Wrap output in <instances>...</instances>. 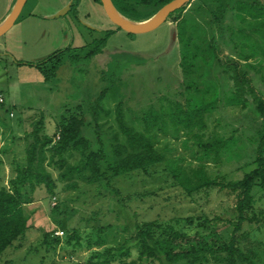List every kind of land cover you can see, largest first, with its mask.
<instances>
[{"label":"rangeland","instance_id":"374dc122","mask_svg":"<svg viewBox=\"0 0 264 264\" xmlns=\"http://www.w3.org/2000/svg\"><path fill=\"white\" fill-rule=\"evenodd\" d=\"M12 2L0 0V18ZM68 4L29 27L25 19H41L44 10L35 6V0H27L14 26L0 36V188L19 189L28 218L25 235L2 253L0 264H87L93 251L118 247L133 237L136 224L155 225L153 238L163 253L171 247L170 227L228 242L232 233L228 221L237 216L234 197L217 187L193 188L203 177L237 181L255 169L262 121L236 102L232 81L222 73L210 43L217 42L241 63L264 98V25L260 26L264 16L258 19L255 11L236 4L224 18L221 32L213 27L216 0H190L182 13L183 38L176 34L173 40L175 26L168 17L153 30L134 34L112 23L96 0H71L69 9L54 17ZM49 21L62 23L59 33L46 24ZM107 26L112 33L99 46L101 52L85 59L80 50L102 39ZM66 47L80 57L74 63L65 53L50 80L25 64ZM101 72L121 81L109 87L99 80ZM104 86L108 88L99 101L98 120L86 125L83 135L93 142L99 136L108 151L116 143L126 144L116 120L121 102L126 126L137 131L145 129L144 114H151L152 123L160 118L161 129L156 131L152 124L151 134H157L154 147L163 155L162 162L113 177L106 185L79 177L59 180L58 170L46 166L54 179L53 191L44 184L32 188L25 175L27 135L41 121L40 133L56 142L61 116H68L78 104L88 107ZM176 103L192 113V124L201 118L204 125L176 132L179 124L167 115ZM215 141L217 146L224 143L218 153L212 148L204 156V145ZM77 159L76 153L68 157L70 163ZM251 194L255 211L261 210L264 217V185L254 186ZM244 229L253 231L243 252L252 257L253 248V260L264 264V226L260 231L255 224ZM131 251L136 257L137 250Z\"/></svg>","mask_w":264,"mask_h":264},{"label":"trees","instance_id":"16d2710c","mask_svg":"<svg viewBox=\"0 0 264 264\" xmlns=\"http://www.w3.org/2000/svg\"><path fill=\"white\" fill-rule=\"evenodd\" d=\"M96 1L101 4L100 0ZM169 1L171 0H111L114 8L122 16L134 22L150 19ZM236 1L235 3L234 0H216L214 28L220 29L222 32L221 24L228 12L235 8L236 4H241L242 7H249L248 11H255V17L258 19L264 16V2L262 0ZM189 2L190 0L167 15L168 19L174 23V30L177 36H182V38L184 35L182 13ZM262 25H264V19L260 22V26ZM111 33V30L105 31L102 39L94 43H88L86 50L81 49V52L84 51V58H90L94 54L100 53L101 49L99 46L107 40ZM225 44L229 48V42ZM186 46L187 43H185L184 48ZM210 47L222 73L228 75L232 81L236 102L241 104L242 109H250L262 121V128L258 131L260 137L257 154L258 166L255 169L237 181L210 180L203 177L200 185L193 188L199 191L217 187L221 190H226L234 197L233 204L237 216L234 221H228V224L232 226V233L228 242L219 241L216 235L210 237H206L204 234L190 235L173 231L172 227H170L172 231L171 247L170 250L163 253L160 248L161 244L153 238L155 225L153 223H147L142 226L136 224L133 237L125 240L118 247H105L93 251L86 261L87 264H257L253 260L255 256L254 249H250L254 254L252 257L245 254L243 249L247 250L248 240L251 238L250 235L253 231H245L244 226L255 224L257 229L261 225L264 226V217L261 216L262 211H255V199L251 194L254 186L264 185V156L262 154L264 146V98L258 93L252 84L251 77H249L237 59L225 54L224 49L217 42L212 41ZM67 52L70 54L71 62L75 63L78 61L80 55L75 51L70 53V47H66L52 52L36 63L25 64L39 69L44 80L47 81L54 77L56 70L63 64V55L65 53L68 54ZM183 57H185V54ZM17 63L22 64L20 61H17ZM109 78H112V75H105L101 72L99 80L109 83L107 84L109 87L121 81L119 78ZM107 88V86H104L97 99L89 104L88 107L85 108L83 104H78L68 116H61L58 121L57 132L59 136L56 142H53L52 138L45 133H40L42 130L41 121L27 135V138L30 137V141L26 150L25 175L32 188L35 184H44L49 192L53 191L55 187L54 179L51 173L46 170V166H51L58 170L59 180L79 177L89 183L98 182L106 185L110 183L113 177L127 175L137 170L146 171L149 166L162 162L163 155L154 147L153 140L157 134H151L152 124L157 128V130L154 128L156 131L161 129L157 124L160 118L155 119L154 123H152L153 121L148 119L151 114H144L142 121L145 124V129L137 131L132 127L126 126L123 117V103L121 102L117 105L116 120L120 131L126 136V144L116 143L108 151L100 138H98L99 136L93 142L83 135V129L86 125L91 124V122H97L99 101L102 100L103 93ZM172 108L167 115L176 119L173 122L174 125L179 124V127H175L176 132L181 128H194L196 126L201 128L200 125H204L201 118L198 119L199 123L192 124V113L183 109L179 103L173 105ZM160 115L161 118H165L164 115L166 114L160 113ZM114 139L117 140V137H114ZM223 144L220 143V146H217V141L206 143L203 149L204 156H208L212 148L217 154ZM74 153L77 154L78 159L76 162L70 163L68 157ZM191 191L193 190L188 189V192ZM27 228L28 218L24 213L19 189L17 187L12 189L1 187L0 256L15 241L23 238ZM125 231H127L126 228ZM73 237L74 235L70 236V238ZM58 241V237L54 238V242L57 243ZM208 242H213V244L210 246ZM241 243H244L243 246H241ZM245 243H247V246ZM132 248L137 250V256L134 258L131 257Z\"/></svg>","mask_w":264,"mask_h":264},{"label":"water","instance_id":"95a60500","mask_svg":"<svg viewBox=\"0 0 264 264\" xmlns=\"http://www.w3.org/2000/svg\"><path fill=\"white\" fill-rule=\"evenodd\" d=\"M27 0H16L11 11L6 18L0 23V36L6 33L15 23L19 17ZM189 0H171L164 4L150 19L142 22L131 21L122 16L113 6L111 0H100L101 5L104 9L106 16L114 23L117 27L128 33L140 34L153 30L159 26L174 10L180 8L186 4ZM70 7V4L59 13L55 14L54 17L63 15ZM172 39L176 37V31L174 30Z\"/></svg>","mask_w":264,"mask_h":264},{"label":"crops","instance_id":"0c3cea01","mask_svg":"<svg viewBox=\"0 0 264 264\" xmlns=\"http://www.w3.org/2000/svg\"><path fill=\"white\" fill-rule=\"evenodd\" d=\"M16 1V0H15ZM36 1V5L35 6H37V7H40L42 10H44L43 12H41V19H33L34 17H32V18H28V19H25L26 21H30L29 22V27H31V24H33L32 23V21H35V20H46V18L48 17L47 15H51V14H54V13H56L58 10H60L62 7H64L66 4H71V0H35ZM27 2V1H26ZM15 3V2H14ZM14 3L12 2V3H8V5H6L8 8L9 7H13V5H14ZM13 4V5H12ZM96 4V3H95ZM101 6V5H100ZM11 8L9 9V10H5V12H4V15L0 18V23L6 18V16L8 15V13L10 12V10H11ZM94 9H96V10H98L99 11V7H95ZM101 10H102V6H101ZM104 10V9H103ZM30 13H32V14H35L34 12H30ZM36 15H38V14H36ZM31 17V16H30ZM100 23L103 25V24H105L104 23V21H103V18H100ZM55 23L56 22H53V21H49V23H46V24H48L49 25V27H53V26H55L56 27V31H57V33H59V30H58V26L60 25V26H62V23L60 22V23H58L57 25H55ZM15 24V23H14ZM14 26V25H13ZM12 26V27H13ZM47 26V25H46ZM104 27L106 26V25H103ZM11 27V28H12ZM97 27H99V28H102L101 26H97ZM10 28V29H11ZM9 29V30H10ZM62 29H63V27L60 29V31H62ZM106 30H109L110 28L107 26L106 28H105ZM34 31V30H33ZM35 32V31H34ZM50 34V33H49ZM51 35V34H50Z\"/></svg>","mask_w":264,"mask_h":264},{"label":"built area","instance_id":"2783aa9c","mask_svg":"<svg viewBox=\"0 0 264 264\" xmlns=\"http://www.w3.org/2000/svg\"><path fill=\"white\" fill-rule=\"evenodd\" d=\"M0 102H3V99L0 97ZM59 234H62V232H59Z\"/></svg>","mask_w":264,"mask_h":264}]
</instances>
